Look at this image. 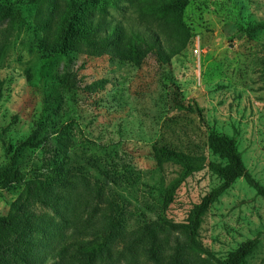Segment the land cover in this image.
<instances>
[{
  "label": "rangeland",
  "instance_id": "374dc122",
  "mask_svg": "<svg viewBox=\"0 0 264 264\" xmlns=\"http://www.w3.org/2000/svg\"><path fill=\"white\" fill-rule=\"evenodd\" d=\"M260 25L264 0H0V169L25 182L46 169L43 141L18 147L29 137L65 144L70 161L46 193L0 186V217L17 222L0 264H224L254 238L241 264H264V200L242 178L193 242L184 229L222 183L208 165L229 167L211 134L234 138L264 185ZM71 28L82 35L64 37ZM156 145L202 166L167 209L182 169L158 164Z\"/></svg>",
  "mask_w": 264,
  "mask_h": 264
},
{
  "label": "trees",
  "instance_id": "16d2710c",
  "mask_svg": "<svg viewBox=\"0 0 264 264\" xmlns=\"http://www.w3.org/2000/svg\"><path fill=\"white\" fill-rule=\"evenodd\" d=\"M264 25H260L257 28H263ZM253 30L247 31L250 34ZM81 31L79 29H67L63 32V36L69 39L80 37ZM180 109L190 112H198L191 106H178ZM210 138L215 147H217L225 158L228 160L229 167H222L218 164H209V168L215 173L222 183L206 194L201 201L193 206L188 214L186 224L184 226L185 233L188 238L193 242L197 237V231L201 223L203 215L208 208L223 195V193L237 180L242 178L244 182L252 188L258 196L264 200V185L258 181L246 168L241 158V155L237 149L236 140L234 138L225 135L211 134ZM35 139V137H34ZM32 138L29 137L26 140L19 142L20 148H38L43 141L42 149L44 150V161L46 169L29 182H25V177L17 169L4 168L0 169V186L4 185L7 181L15 182L17 184L25 183L26 188L29 190L32 186L37 187L39 190L47 192V186H52V180L58 178L57 183L61 185L65 184L67 166L70 162L66 156V150L63 143L60 142H47L46 138L32 142ZM154 160L158 164L175 163L182 169L181 175L170 182L163 191L162 207L167 209L171 203L172 197L178 185L191 174L202 169L201 164L188 159L184 155L175 152L174 150L163 145H156L153 148ZM17 207V204H13ZM17 225L14 217L9 214L6 217H0V236L3 232L11 230ZM257 239H250L240 244L226 259L224 264H241L244 258L249 255L256 247ZM63 257V254L62 256Z\"/></svg>",
  "mask_w": 264,
  "mask_h": 264
}]
</instances>
